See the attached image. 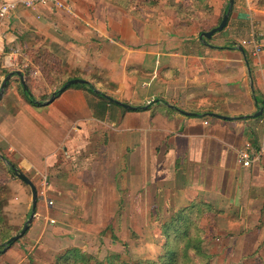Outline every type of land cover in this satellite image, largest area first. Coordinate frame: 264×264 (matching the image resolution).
Here are the masks:
<instances>
[{"label":"crops","instance_id":"obj_1","mask_svg":"<svg viewBox=\"0 0 264 264\" xmlns=\"http://www.w3.org/2000/svg\"><path fill=\"white\" fill-rule=\"evenodd\" d=\"M60 1L19 7L0 23V90L12 74L0 99V152L8 156L0 155L31 181L48 182L57 212L42 202L37 211L65 224L67 212L86 204L98 212L117 181H131L162 195L165 212L203 205L200 228L211 216L222 238L264 245V0H233L226 26L203 40L226 0ZM182 5L191 12H177ZM39 48L54 59L61 50L63 70L88 84L50 101L28 56ZM30 65L37 70L27 78ZM246 146L262 150L250 168L237 162Z\"/></svg>","mask_w":264,"mask_h":264},{"label":"rangeland","instance_id":"obj_2","mask_svg":"<svg viewBox=\"0 0 264 264\" xmlns=\"http://www.w3.org/2000/svg\"><path fill=\"white\" fill-rule=\"evenodd\" d=\"M64 55L61 50L58 51L60 62ZM29 67L36 72L37 69L31 65ZM43 79L41 75L35 79L38 83L41 82V87ZM30 83L33 85V82ZM3 153L6 154L1 150L0 154ZM32 183L37 191L32 222L26 234L8 247L6 252H2L0 264H106L105 258L115 255L123 261L131 259V264H134L137 259L156 262L163 255L164 236L161 228L175 213L172 208L171 212H165L164 197L153 196V189L137 190L133 182L119 180L116 186L119 184L120 187L114 191L112 189L113 196L101 197L104 205L99 207L98 212L93 211V205L75 207L72 212L66 213L67 219L62 224L52 214V211L57 212L55 202L48 215L37 211L38 202L49 208L47 202L53 201L46 192L48 182L36 177ZM0 191L2 223L9 228L11 238L20 232L30 217L31 192L1 159ZM86 199L87 203L89 199ZM152 204L157 206L154 210H150ZM206 217L208 218L203 219L201 224L207 240L204 250L212 256L210 264H264V245H259L253 238H222L219 230L211 228V216ZM49 220L54 223L50 224ZM35 224L38 225L37 230L30 235V229ZM231 240L238 243L232 244ZM72 250H77L83 261L74 259L72 255V258L65 255Z\"/></svg>","mask_w":264,"mask_h":264},{"label":"trees","instance_id":"obj_3","mask_svg":"<svg viewBox=\"0 0 264 264\" xmlns=\"http://www.w3.org/2000/svg\"><path fill=\"white\" fill-rule=\"evenodd\" d=\"M118 1L121 5L127 6L133 3L137 4L138 0ZM228 1L229 0H226L224 12L227 9ZM138 4L142 7L148 5L147 3ZM192 7L188 6L185 8L182 5L177 9V12L183 10H185V12H191ZM29 54H31L29 57L30 61L40 71L41 76L44 78L43 80L45 84L51 89L53 93H56L57 95L67 81L79 79V76L76 72H65L62 70V62L56 59L58 57L54 59L52 57L53 55L47 49H31L28 51V55ZM31 73H33V70L28 68V70L25 72L26 77L28 78ZM83 88H85L90 93L98 95L106 102L107 100L110 101L102 92L99 91L94 93L96 88L93 85L83 86ZM29 92L30 90L26 92L27 99L31 104H34V99L29 94ZM3 158L8 160L5 156H3ZM12 166L15 167V165ZM207 209L208 208L206 206L192 204L187 209L177 212L171 216L169 221L166 222L161 228L162 235L164 236L163 255L160 256L156 262L153 260L137 259L135 260L134 264H210L212 256L206 253L204 250V245L206 244L207 240L205 238L204 230L199 226L200 220L208 212ZM2 222L0 205V256L2 254L3 244L11 236L9 228L5 227ZM12 244L13 243L9 244L8 247H10ZM65 255L70 257L72 255L74 259L77 258L76 260L83 261L82 255H80L77 250L69 251V253L66 252ZM105 262L106 264H131V259L123 261L119 256L115 255L105 258Z\"/></svg>","mask_w":264,"mask_h":264},{"label":"water","instance_id":"obj_4","mask_svg":"<svg viewBox=\"0 0 264 264\" xmlns=\"http://www.w3.org/2000/svg\"><path fill=\"white\" fill-rule=\"evenodd\" d=\"M232 5H233V0H229L228 1V7H227V10L226 12L224 13V15L222 16V19H221V22L219 23V25L215 28H213L212 30L206 32V33H202L201 36H200V39L203 40V39H210L214 34H216L217 32H220L225 26H226V23H227V20H228V17H229V14H230V10L232 8ZM240 51L243 53V50L240 48ZM17 75L19 76L20 78V83L22 85V88L24 90H27V86L25 84V81L23 80L22 78V75L19 74L17 72ZM12 74H8L4 81L2 82V86H1V90H0V99L4 93V89L6 88L7 86V83L8 81L10 80ZM88 82H86L85 80H82V79H73V80H69L68 82H66V84H64V86L60 89V90H63L65 89L66 87L70 86V85H87ZM56 93H53L52 96H51V99L50 101L54 98ZM110 101H112L113 103L115 104H118L124 108H130L129 106H126L122 103H119L115 100H112L110 98H108ZM261 114V112H259L258 114H256L254 116L255 117H258L259 115ZM218 117V116H216ZM224 119H227V118H224ZM0 159H2L9 167V169L11 170L12 174L20 181L22 182L23 184H25L26 186L29 187L30 189V192H31V214H30V217L29 219L26 221V223L24 224L23 228L20 230V232L14 236H12L10 239H8L2 246V252H6L9 244L11 243H14L16 242L19 238H21L25 233L26 231L28 230V227H29V224L32 222V218H33V215H34V210H35V207H36V202H37V191H36V187L34 186V184L32 183V181L26 176L24 175L22 172H20L18 169H16L15 167H13L12 165H10L6 160L3 159V157L0 155Z\"/></svg>","mask_w":264,"mask_h":264},{"label":"built area","instance_id":"obj_5","mask_svg":"<svg viewBox=\"0 0 264 264\" xmlns=\"http://www.w3.org/2000/svg\"><path fill=\"white\" fill-rule=\"evenodd\" d=\"M53 6L62 7L60 0H12L9 2H3L0 4V23L13 11L19 7L34 9L36 6ZM245 44V42H243ZM260 53V47L255 45L254 55ZM206 124V122H204ZM262 156V150H256L250 146H246L237 152V162L242 168H250L254 163L260 160ZM48 206H52V203L47 202ZM50 224H53V220H49Z\"/></svg>","mask_w":264,"mask_h":264}]
</instances>
